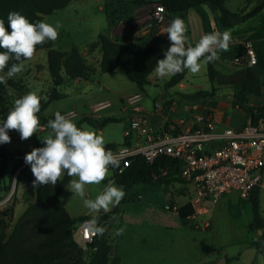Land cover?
Returning a JSON list of instances; mask_svg holds the SVG:
<instances>
[{
	"label": "trees",
	"instance_id": "16d2710c",
	"mask_svg": "<svg viewBox=\"0 0 264 264\" xmlns=\"http://www.w3.org/2000/svg\"><path fill=\"white\" fill-rule=\"evenodd\" d=\"M73 1L75 0H0V19L5 21V27L11 32L10 25L7 24L10 12H19L30 22H35L42 20L44 16H51L57 11L66 9ZM150 3L164 5L171 16L182 15L196 7L206 6L218 15L219 26L223 29L243 24L264 10V0L248 12H232L226 6L225 0H105L104 12L109 26L108 33H100L97 39L88 45L90 55L96 52L100 55L97 63H90L79 49L68 52L54 49V41L36 46L34 55L39 51L47 52L48 71L54 88L47 98L41 100V111L38 116L42 127H48V120L55 118L45 117V111L52 102L66 98L59 89L70 81L78 78L88 79L95 75L96 71L106 74L122 69L127 79L140 91H144L151 84L150 76L155 70L157 61L164 58V52L170 46L168 38L163 41L149 40L145 43L133 44L128 42L130 36L120 39L110 35L111 27H114L124 14H131L128 18L131 20ZM221 56L223 55L220 54ZM11 63L15 61H10L9 66ZM206 65L211 90L182 95L183 100L194 103L211 100L219 88H230L234 92L233 107H238L246 113L245 125L250 121L253 126L264 130V104L253 102V98L261 97L264 91V81L261 80L257 70L253 67L234 65L233 72L224 73L217 68L216 61ZM7 70L8 67L0 72V75L6 74ZM187 74L188 71L185 70L171 76L165 88H173L181 84ZM26 94L27 87L21 79L12 77L7 79L5 84H0V119L6 118L14 106V101ZM84 121L92 126L102 127L115 120L105 119L96 122L85 118ZM9 131H15L20 135L15 129ZM7 145L8 143L0 145L1 159L6 157ZM106 149L115 151L117 147L110 144ZM181 167L182 163L172 158L161 157L154 163H149L145 158L137 156L132 159L131 167L124 174L117 175L116 169L113 170L114 180L117 185L124 186L126 196L110 212L97 215L98 225L103 226L104 223L116 219L121 214L120 205L126 202L130 191L137 185H155L157 179L159 185L185 184L180 176ZM1 176L2 171H0ZM72 178L64 175L56 185L36 186L35 202L28 206L12 227L9 219L12 218L13 208L0 214V264H121L119 254L112 250L105 233L102 236L98 234L94 244L88 246L92 259L89 263L84 261L85 250L76 241L74 233L79 223L84 220L91 221L93 217H71L59 199ZM261 192L259 188L254 190L250 200L245 203H249L252 210V221L248 226V232L259 234L258 240H253L252 245L264 258ZM180 193L183 194V191L181 190ZM191 211L190 205H187L181 207L177 214L186 222ZM95 248L96 251H93Z\"/></svg>",
	"mask_w": 264,
	"mask_h": 264
},
{
	"label": "rangeland",
	"instance_id": "374dc122",
	"mask_svg": "<svg viewBox=\"0 0 264 264\" xmlns=\"http://www.w3.org/2000/svg\"><path fill=\"white\" fill-rule=\"evenodd\" d=\"M225 1L226 6L232 12H248L256 5L260 4L262 0ZM104 8L105 0H75L71 2L66 9L57 11L51 16L43 17V21L45 22L50 24L59 22L62 25L59 29L58 39L54 41V49L65 52L71 51L72 49H79L87 60L91 63H97L99 54L96 52L90 55L88 45L94 42L100 33H108L109 26ZM130 15L129 13L124 14V16H122L123 20L121 19L119 22L129 21L128 18ZM211 20L209 17V21L213 22L212 14ZM262 21H264V10L254 19L248 20L247 26L260 25ZM187 24L198 28L199 17L197 11H191L189 13ZM188 25H186V28H188ZM112 28L113 27H111V30ZM254 38H264V29L259 30ZM255 51L257 53L260 70L258 66H255V69L264 81V40L260 42L257 41ZM217 67L221 71L228 73L225 66L220 64L219 60L217 61ZM99 73L94 75L91 81L83 83L82 87L84 88H79L80 86L78 87L72 82L63 86L60 90L66 95V98L52 102L45 111V117H55V113L59 111L67 119L76 123L78 127L87 130H98L103 133L105 147L113 143L121 145L124 140L123 133L126 123L125 119H123V115H115V121L109 122L102 127H95L88 124L84 121L85 116L94 117V105L99 102H108L111 104V107L105 110V112L120 110L123 106L122 100L125 103L124 105L127 106L125 100L136 94L143 96V100L139 103V106H144L146 109H153V101H158L159 98H161L162 92L165 89V84L170 80L171 76L161 79L154 72L150 76L151 84L142 92L127 79L122 69H118L112 73ZM13 77H17L23 81V84L28 89L27 94L29 92H34L43 98H47L53 90L48 71L47 52L41 51L39 55L24 62L23 70ZM187 78L189 83L195 87L210 89L206 64L202 65L198 73L193 74L189 72ZM254 99L263 102L264 96ZM40 129V131H44L48 128L41 127ZM9 135L11 136V142L8 143L9 146L6 147V157L4 159L0 158V171H2V176L0 177V214L5 210H9L11 207L13 208L12 218L9 219L12 227L28 206L35 202V186L33 184L35 177L32 173L31 166L25 162L24 158L26 154L30 153L33 149L39 148L38 144H44L43 139L47 136V133H43L42 135L33 134L26 140H22L20 135L15 131H9ZM107 177H113V172L111 171L110 175ZM158 183L159 180L157 179L155 180V185L135 186L130 191L128 201L120 205L121 210L125 211L120 216L116 217V219L103 224L105 228V238L114 252L118 251L117 244H121L125 239L127 230H125L124 225L126 222L130 221L132 217L149 214V211H158L160 214H173L175 212H168L164 207L166 205L179 207L183 202H186L185 198L180 199L179 183H174L170 186L159 185ZM105 184L107 183L102 181L99 185H87L85 198L95 199V197L103 191ZM168 195H170V198L167 197ZM230 198L236 200L238 196L232 195ZM60 200L67 204L73 215L77 213H88L94 217L103 212L102 210L98 214L90 212L84 207L82 198L78 195H74L67 188L60 197ZM165 202L166 205L164 206ZM238 209V217H234L233 212L229 213V215L222 214V216H220L215 237H212L209 231L192 228L187 222L182 221L186 228L194 231V233L189 232L187 235L188 237L191 236L195 237L197 240H202V245L197 248L193 247V245H189L187 236L179 235L177 228L181 224V221L179 218L170 215V224L172 228H174V230L170 232H173L172 236L175 235L178 245L174 249L173 255L170 254L169 264H199L200 262H203L200 264H205L206 262V264H210L214 257L221 255V243L226 244L228 251H230L236 248L234 245L235 240L247 241L248 243V245L238 247L242 256L239 264H264L263 256L252 246V241L258 240L259 234H248L246 231V224L252 220L251 206L249 203H245L243 206L238 207ZM163 211L165 212L162 213ZM262 213L264 216V191L262 194ZM120 228L124 229L123 234L116 235V230ZM183 228L181 224L180 229ZM74 235L76 241L81 244L78 232H75ZM130 236L131 237L127 241L135 239L139 244L146 243L144 242L145 240L142 239L144 236L140 235L137 238L133 235ZM218 245V251L214 252V247ZM83 252L84 261L89 263L92 259V253L89 250ZM202 259H204V261H200ZM123 264L135 263L126 260ZM146 264H148V262H146Z\"/></svg>",
	"mask_w": 264,
	"mask_h": 264
},
{
	"label": "clouds",
	"instance_id": "9594fccd",
	"mask_svg": "<svg viewBox=\"0 0 264 264\" xmlns=\"http://www.w3.org/2000/svg\"><path fill=\"white\" fill-rule=\"evenodd\" d=\"M7 24L0 19V72L8 67L6 74L0 75V84L20 73L24 61L34 56L37 45L48 41H56L62 25L50 24L43 20L30 22L19 12H10ZM187 28L180 17L173 19L164 33L168 34L170 46L164 52V58L157 61L156 75L164 79L185 70L195 74L202 65L220 58L221 52L229 50L235 43L230 31L213 32L203 35L195 45L188 43ZM10 61H15L11 63ZM43 97L34 92L18 98L8 112L6 118L0 119V145L11 142L9 130L15 129L22 140L38 133L42 127L38 114L41 111ZM51 130L43 139L45 146L33 149L26 154L25 162L31 166L35 177L34 186L56 185L62 176L76 177L67 189L83 200V205L92 213L110 212L118 206L126 196L123 185L109 180L103 191L95 199L86 197V186L101 184L111 171L120 168V158L111 149H106L104 134L98 130H87L78 127L61 112L47 122ZM98 216L90 221L96 234L103 235L105 228L98 225ZM124 229L116 230V235L123 234Z\"/></svg>",
	"mask_w": 264,
	"mask_h": 264
},
{
	"label": "built area",
	"instance_id": "2783aa9c",
	"mask_svg": "<svg viewBox=\"0 0 264 264\" xmlns=\"http://www.w3.org/2000/svg\"><path fill=\"white\" fill-rule=\"evenodd\" d=\"M166 7L150 3L127 22H118L111 30L113 38L130 36L128 42L166 40V27L173 20ZM235 62L245 65L243 57ZM109 104L100 105L99 109ZM163 111H172L168 105L156 106L152 111L135 107L124 131L125 143L113 151L120 158L117 175L124 174L137 156L154 163L161 157L182 163L183 189L192 211L186 222L190 227L208 231L212 227L213 209L226 197L237 195L248 202L257 188L264 191V130L249 121L240 130H217L212 113L182 117L169 127L152 124V118ZM175 125V126H174ZM180 127V129L177 127ZM166 205L168 212L177 213L181 207ZM83 250L94 244L98 234L89 220L76 227ZM96 251V248L93 250Z\"/></svg>",
	"mask_w": 264,
	"mask_h": 264
},
{
	"label": "crops",
	"instance_id": "0c3cea01",
	"mask_svg": "<svg viewBox=\"0 0 264 264\" xmlns=\"http://www.w3.org/2000/svg\"><path fill=\"white\" fill-rule=\"evenodd\" d=\"M148 1H157V0H148ZM191 11H197V13H198V17H199L198 28H195L193 26H189L187 24L188 18H189V13ZM211 14L213 15V22L209 21V17L211 20ZM186 16H187V18H186ZM176 17L182 18L184 20L185 24L188 25L186 35L188 37V43H190L193 46L205 34H209V33H213V32H221L222 33L226 30L231 32V35L234 38L235 43L230 45L228 51L221 52L220 54H222L223 56H221L218 59L220 61V64L225 66L228 73L233 72L234 65L241 66V67H253V68H255V66H258V68L260 70L259 62L257 59V53L255 51V45H256L257 41H259V42L263 41L264 38L255 39L254 37L257 35V32L259 30L264 29V21H262V23L260 25H256V26L252 25L254 27L247 26V23H248V21H247L243 24L236 25L235 27H232L230 29H223L219 26L218 15L214 14L208 7L206 8L204 6L191 9L182 15H174L173 19H175ZM40 52L41 51L37 52L33 57H35L36 55H39ZM238 56H241L244 58V60L246 61L245 65H239L235 62V60ZM99 58H100V55H99ZM218 60H216V64H217ZM98 73H99V71H96L95 75ZM188 73H189V71H188ZM187 75L181 84H179L173 88H165L164 91L162 92L161 98H159L158 101H155V100L153 101V104H154L153 109L156 106L168 105L171 107V110H172L169 112L163 111L161 115L153 117L152 118V124L153 125L158 126V127H162V126L169 127L171 124L176 125V123L182 117L206 115L208 113H212L214 115V118H215L216 129L219 131L224 130V129H228V128H231L234 130H240L245 126V123L247 120L246 113L238 107H233L232 100H233L234 92L230 88H219L216 92L215 97L211 100H203V101L195 102V103L194 102H187V101L183 100L182 95L192 94L194 92L201 91V90H206V91L211 90V85H210V89H200V87H195L194 85L190 84L188 81ZM259 76H260L261 80L263 81L260 74H259ZM92 77H90L88 79L78 78V79L70 81V82L74 83L78 87L80 86L79 88H84V87H82L83 83L91 81ZM15 78H17V77H15ZM70 82H68V83H70ZM150 82H151V80H150ZM68 83H66V84H68ZM27 91H28V89H27ZM144 91H142V92H144ZM263 96H264V91H263V95L259 98H262ZM142 100H143V96L140 94H136V95L129 97L128 99L125 100V102L127 103V106L124 105L125 103L122 100L123 106L121 107L120 110L106 111V112H105V110L109 109L111 107V104L108 102H106V103L99 102L96 105H94V114H95L94 117L85 116V118H90L96 122H101L102 120H105V119H115V115H123V119H125V121H126L125 126H124V131H125L126 128H128V123H129L128 118H130L128 116L131 115V112L135 107L141 108V109L148 111V112L153 110V109H146V107H144V106H139V103ZM253 102L257 103V104H260V103L264 104L263 103L264 100H263V102H260L254 98H253ZM102 104H109V106L106 108L99 109L100 105H102ZM177 127L180 129V127L178 125H177ZM40 130L38 133H34V135H42L43 133H47V135H48L49 132L51 131L49 128L47 130L45 129L44 131H40ZM123 135H124V133H123ZM124 143H125V137H124V140L121 143V145H117L116 143H113V144L116 145V147L118 149ZM8 146L9 145H7V147ZM43 146H45V143L41 144V145L38 144L39 148L43 147ZM62 178H63V176H62ZM72 179H76V177H73ZM109 180H112L115 182L114 172H113V177H107L104 180V182L108 183ZM178 185L180 187L179 191H181V190L183 191V194L180 193V195H181L180 199L185 198V200H186V202H183L181 205V206H184L187 204L188 199L185 196V192H184V189L182 187L183 185H180V184H178ZM65 189H64V191H65ZM64 191H63V193H64ZM62 194L60 195V197L62 196ZM262 194H263V191L261 192V211H262ZM231 196L224 198L213 209V212L211 214L212 227H211V229L208 230L209 234H211L212 237H215L217 234V223H218V219H220V216H222V214L223 215H225V214L229 215V213L233 212L234 213L233 216L238 217V215H239L238 207H241V206H243V204H245V202L239 200V198H237L236 200H234V199L232 200L230 198ZM60 197H59V199H60ZM167 197L170 198V195H168ZM128 199L126 201H128ZM61 202L65 206L69 215L73 218L80 217V216H91L88 213H85V214L77 213V214L73 215L71 213V210L67 206V204L63 201H61ZM165 205H166V202H165L164 206ZM160 208H163V207H160ZM233 208H235V209H233ZM124 211L125 210H121V214ZM164 212L165 211H163L162 213H164ZM170 215H173L175 218L177 217L180 219V217L177 213L160 214L158 211H155V212L149 211V214L132 217V219L130 221L126 222L124 225L125 230H127V233L125 234V239L122 241L121 244L120 243L117 244V246H118L117 247L118 248L117 253L119 254V256L121 258V264H123V262L126 260L129 262L133 261L135 264H146V262H148V264H169L170 254L173 255L174 249L178 245L177 240L175 238V235L172 236L173 232H170V231L174 230V228H172V226L170 224V218H171ZM262 216H263V213H262ZM91 217H93V216H91ZM263 218H264V216H263ZM180 221L184 227L183 229H180V225H181L180 224L177 228V232L179 233L180 236L181 235L187 236L189 232L194 233V231H191L184 226L181 219H180ZM251 221L246 224V231L247 232H248V226L251 223ZM195 233H198V232H195ZM199 234H202V233H199ZM248 234H249V232H248ZM130 235H133L136 238L140 235L144 236V238L142 237V239L145 240L144 242H146V243H140L139 244L137 242V240H135V239H133L132 241L131 240L127 241L131 237ZM187 239H188L189 245H193V247L197 248V247H200L202 245V240H200V239L197 240L195 237H191V236H189V237L187 236ZM234 245L236 248L228 251L227 245L221 243L220 244L221 255H219L218 257L217 256L214 257L213 260H211L210 264H239L241 259H242V256H241V253H240L238 247H241V246L243 247L245 245H248V243H247V241L235 240ZM218 247H219V245L214 247L213 251L217 252ZM200 261H204V259H202ZM200 261H198V262H200ZM200 263H203V262H200Z\"/></svg>",
	"mask_w": 264,
	"mask_h": 264
}]
</instances>
